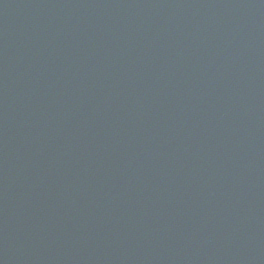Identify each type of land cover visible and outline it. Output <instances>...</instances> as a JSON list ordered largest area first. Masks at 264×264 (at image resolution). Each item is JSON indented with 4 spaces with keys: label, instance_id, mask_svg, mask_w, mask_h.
Here are the masks:
<instances>
[{
    "label": "water",
    "instance_id": "1",
    "mask_svg": "<svg viewBox=\"0 0 264 264\" xmlns=\"http://www.w3.org/2000/svg\"><path fill=\"white\" fill-rule=\"evenodd\" d=\"M0 44L148 264H264V0H0Z\"/></svg>",
    "mask_w": 264,
    "mask_h": 264
}]
</instances>
